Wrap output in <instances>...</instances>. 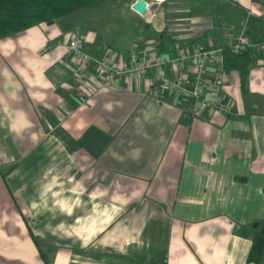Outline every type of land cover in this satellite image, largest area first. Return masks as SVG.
I'll return each instance as SVG.
<instances>
[{
  "label": "crops",
  "instance_id": "1",
  "mask_svg": "<svg viewBox=\"0 0 264 264\" xmlns=\"http://www.w3.org/2000/svg\"><path fill=\"white\" fill-rule=\"evenodd\" d=\"M123 1L136 23L113 38L57 18L0 39V264H245L264 212V60L244 84L224 73L227 113L190 115L151 72L99 88L66 42L116 67L239 34L254 50L264 0H144L143 15Z\"/></svg>",
  "mask_w": 264,
  "mask_h": 264
},
{
  "label": "built area",
  "instance_id": "2",
  "mask_svg": "<svg viewBox=\"0 0 264 264\" xmlns=\"http://www.w3.org/2000/svg\"><path fill=\"white\" fill-rule=\"evenodd\" d=\"M162 2L163 0H152ZM147 5V3H146ZM148 7V6H147ZM249 45L244 34H239L230 44L232 52H238ZM264 49V44L258 46ZM66 50L79 64H90L98 73L99 88H109L116 80L138 82L151 72L150 84L156 90L159 86L170 87L178 97L191 98L188 106L190 115L203 110L220 114L228 112L224 99L217 93L223 80V55L221 47H204L199 44L182 43L175 47L171 56L138 58L133 51L128 52L127 62L121 66L112 65L103 56H91L83 51L78 37L66 42ZM190 64L191 75L168 77L166 69ZM207 93V94H206Z\"/></svg>",
  "mask_w": 264,
  "mask_h": 264
},
{
  "label": "trees",
  "instance_id": "3",
  "mask_svg": "<svg viewBox=\"0 0 264 264\" xmlns=\"http://www.w3.org/2000/svg\"><path fill=\"white\" fill-rule=\"evenodd\" d=\"M106 0H0V39L23 32L34 25L48 23L81 8L97 7ZM260 42L252 50L249 44L238 52L229 45L219 46L223 55V71H236L244 84L249 68L260 59L264 49ZM167 74V71H165ZM264 257V212L256 221L245 264H258Z\"/></svg>",
  "mask_w": 264,
  "mask_h": 264
},
{
  "label": "rangeland",
  "instance_id": "4",
  "mask_svg": "<svg viewBox=\"0 0 264 264\" xmlns=\"http://www.w3.org/2000/svg\"><path fill=\"white\" fill-rule=\"evenodd\" d=\"M147 1L149 4L153 3L152 0ZM123 2V0H106L97 7L78 9L75 12L67 14V16L65 15L59 18L57 24L59 25V22H61V24L64 22L67 31L70 33L77 29H89L98 36L113 38L116 34L115 31L123 32L130 23H136L135 20L131 21V19H129L127 14L128 7L124 5ZM206 10L210 11L209 8ZM14 35H11V40H13ZM262 260L261 264H264V258Z\"/></svg>",
  "mask_w": 264,
  "mask_h": 264
},
{
  "label": "water",
  "instance_id": "5",
  "mask_svg": "<svg viewBox=\"0 0 264 264\" xmlns=\"http://www.w3.org/2000/svg\"><path fill=\"white\" fill-rule=\"evenodd\" d=\"M130 9L134 13H136L137 15H143L147 11V5H146V2L144 0H134L130 4ZM48 23H50V22H48Z\"/></svg>",
  "mask_w": 264,
  "mask_h": 264
}]
</instances>
